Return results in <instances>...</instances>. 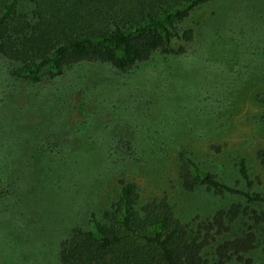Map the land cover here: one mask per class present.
I'll return each instance as SVG.
<instances>
[{
  "label": "rangeland",
  "instance_id": "1",
  "mask_svg": "<svg viewBox=\"0 0 264 264\" xmlns=\"http://www.w3.org/2000/svg\"><path fill=\"white\" fill-rule=\"evenodd\" d=\"M28 12L30 4L19 2ZM193 39L172 41L129 69L84 61L33 83L12 74L0 55V264H60L61 242L135 182L142 200L165 197L189 227L241 203L230 230L203 250L216 264L217 242L251 227L249 264H264V204L181 188L177 154L232 187L264 196V0H210L178 23ZM179 47L183 49L178 51ZM243 159L250 184L242 178ZM228 264H245L232 259Z\"/></svg>",
  "mask_w": 264,
  "mask_h": 264
},
{
  "label": "trees",
  "instance_id": "2",
  "mask_svg": "<svg viewBox=\"0 0 264 264\" xmlns=\"http://www.w3.org/2000/svg\"><path fill=\"white\" fill-rule=\"evenodd\" d=\"M20 1L0 0V55L14 64L13 75L36 83L43 72L57 77L79 62H103L126 70L157 50L173 53L174 39H193V30H180L178 23L210 0H26L28 12L19 10ZM259 101L264 104V96ZM256 156L264 168V148ZM238 170L249 185L243 159ZM177 178L185 191L203 185L216 194H238L249 204H264L263 195L218 181L184 150L177 154ZM118 184V200L101 220L92 217L93 230L73 228L61 242L60 264H205L204 248L227 233L231 221L241 214L253 222L260 220L254 209L237 202L191 228L165 197L142 200L135 182L121 178ZM255 243L251 227L217 242L216 264L232 259L251 263L245 255Z\"/></svg>",
  "mask_w": 264,
  "mask_h": 264
}]
</instances>
